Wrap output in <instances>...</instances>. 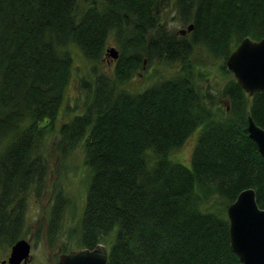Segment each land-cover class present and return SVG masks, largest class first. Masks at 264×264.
Here are the masks:
<instances>
[{"label":"trees","instance_id":"obj_1","mask_svg":"<svg viewBox=\"0 0 264 264\" xmlns=\"http://www.w3.org/2000/svg\"><path fill=\"white\" fill-rule=\"evenodd\" d=\"M169 7L190 31L166 27ZM111 37L119 49L111 72L92 67L79 83L82 110L56 127L71 47L96 63ZM245 37H264V0H0V243L26 235L27 199L45 182L44 143L54 133L61 156L84 145L78 246L105 243L107 264H241L226 208L246 188L264 208V158L246 130L247 115L264 129V91L249 95L225 66ZM150 63L173 70L126 88ZM213 66L222 83L212 87ZM196 131L190 166L174 161ZM60 191L50 241L65 207Z\"/></svg>","mask_w":264,"mask_h":264},{"label":"rangeland","instance_id":"obj_2","mask_svg":"<svg viewBox=\"0 0 264 264\" xmlns=\"http://www.w3.org/2000/svg\"><path fill=\"white\" fill-rule=\"evenodd\" d=\"M164 16V23L168 29L178 30L182 28L171 7L165 11ZM111 47L117 50L118 58V45L111 37L105 44L102 57L96 63L86 60L76 46L73 45L71 47L74 68L71 80L64 91L65 104H63L61 112L54 123L56 127L60 122L67 120L73 111L79 113L82 110L87 93L79 86L80 79L91 78L100 70L107 73L111 72V67L117 59L112 58L110 53L106 51V49ZM92 67L97 69L95 73L92 72ZM172 70V67L164 64L150 63L149 65H144L143 69H138L134 72L125 86L132 91L142 90L160 77L168 75ZM209 70L211 86L221 84V72L214 66ZM197 135L198 131L194 132L180 148L173 150L170 153L171 158L174 161L190 166ZM56 139L57 136L54 133H50L45 140L43 149V156L47 166L45 182L38 195H32L27 199L24 213V230L26 231L24 238L30 243V256L26 264H56L63 253L80 248L78 246V241H80L78 224L85 204L88 182V169L84 166L82 159L84 145L81 144L69 154L61 156V153L52 147ZM59 189L65 201V207L61 217L58 219V225L61 223L59 234L53 241H50V236L48 235L50 226L48 213L53 203L54 195ZM12 244L7 246L0 243V260L8 258ZM101 244L107 248L105 243ZM20 264H23V261Z\"/></svg>","mask_w":264,"mask_h":264},{"label":"water","instance_id":"obj_3","mask_svg":"<svg viewBox=\"0 0 264 264\" xmlns=\"http://www.w3.org/2000/svg\"><path fill=\"white\" fill-rule=\"evenodd\" d=\"M192 24L179 29L178 33L190 31ZM117 58L114 47L106 49ZM229 70L243 90L249 95L264 91V37L253 40L245 37L225 60ZM248 137L255 143L264 158V129L250 115L246 117ZM229 245L241 264H264V208L255 199L253 188L241 190L227 206ZM30 256V243L17 239L10 248L7 264H26ZM3 264V262H2ZM56 264H107V248L98 243L93 248L80 247L63 253Z\"/></svg>","mask_w":264,"mask_h":264},{"label":"flooded vegetation","instance_id":"obj_4","mask_svg":"<svg viewBox=\"0 0 264 264\" xmlns=\"http://www.w3.org/2000/svg\"><path fill=\"white\" fill-rule=\"evenodd\" d=\"M185 28V27H184ZM186 33V32H185ZM2 262H3V264H7V258H4V259H2V260H0V264H2Z\"/></svg>","mask_w":264,"mask_h":264}]
</instances>
